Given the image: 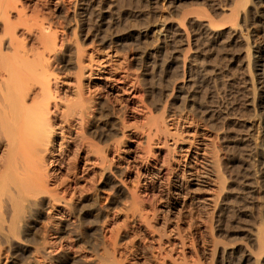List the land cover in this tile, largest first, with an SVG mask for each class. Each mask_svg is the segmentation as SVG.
I'll list each match as a JSON object with an SVG mask.
<instances>
[{
	"label": "rangeland",
	"instance_id": "1",
	"mask_svg": "<svg viewBox=\"0 0 264 264\" xmlns=\"http://www.w3.org/2000/svg\"><path fill=\"white\" fill-rule=\"evenodd\" d=\"M54 5L53 18L66 35L57 58L60 91L75 71L77 45L94 68L83 129L112 160L104 170L96 164L83 170V158L72 151L75 161L70 159L72 173L66 178L76 187L67 196L69 205L52 208L45 197L23 226L28 236L21 227L23 233L2 246V262L95 264L108 250L117 264H264V246L251 238L264 235V80L256 57L260 49L264 57V0H59ZM160 27L165 30L158 32ZM181 28L185 33L179 37ZM106 71L119 80L103 84ZM248 89L259 98L253 109L245 105ZM159 117L184 146L190 144L194 171L201 173L211 157L224 182L202 188L196 203H189L192 195L185 197L184 207L173 208L164 227L165 213L157 209L170 197L168 169L180 170L187 154L175 151L169 166L160 167L158 184L147 188L148 169L164 147L152 145L153 154L144 159V129L154 136ZM92 155L87 157L93 160ZM123 186L136 193L135 205ZM155 209L148 229L141 214L151 216Z\"/></svg>",
	"mask_w": 264,
	"mask_h": 264
},
{
	"label": "bare ground",
	"instance_id": "2",
	"mask_svg": "<svg viewBox=\"0 0 264 264\" xmlns=\"http://www.w3.org/2000/svg\"><path fill=\"white\" fill-rule=\"evenodd\" d=\"M58 1L0 0V264H5L1 259L2 254L5 255V249L2 246L5 243L9 244L8 241L11 240V237H16L18 233L21 234L22 231H19V229L24 225L26 227L28 225L27 222L37 214V211L39 212L40 209L38 208L43 207L44 201L42 200L45 197H47V204L52 208L57 206V204H63L64 208L69 205L68 202L71 200L69 199L68 201L67 196L70 195L69 197L71 198L76 187H71L70 183H68V180H71L69 179L70 176L68 180L66 178L67 172L72 170L70 159H74V157L83 158V165L85 164L83 170L94 164L99 169L104 170L110 159H108L105 147L92 142L93 140H90L91 138L85 135V130L83 129L85 125L83 123H86L84 122L85 118L87 119L90 112L89 103H86V100H89L91 95L87 98L86 94L89 90L90 77L93 75L94 68H91V61L87 59L88 62H86L87 56L79 46H75V71L73 76L71 80L65 79L67 90L61 89L62 91H60L58 85L57 58L65 33H63L61 22L53 18L52 12L54 10L50 9V4H56L57 6ZM207 23L209 26L211 22L207 21ZM176 25L179 27L181 24L177 23ZM181 29L183 30V28ZM164 30L160 27L158 32H163ZM183 33H185L184 30L183 32L178 31L177 36L182 37ZM173 34L172 37L170 36L171 38L173 36L176 37L175 33ZM262 35L264 42V30ZM173 39L175 41V38ZM183 39H180V44H184L186 37ZM263 47L264 45H262ZM260 51L261 49L257 51L258 54L256 55L257 59L260 60L257 64V73L264 80V57L260 55ZM236 55L239 56L240 52L239 54L237 52ZM182 59L181 61L183 62L185 56ZM125 75H121V78L125 77ZM117 80L119 78L106 71L105 75L102 76L101 82L105 84L106 81ZM248 90L245 105L248 109H253L259 103V98L256 99L253 91ZM246 123L251 124L248 119ZM154 126L155 134L159 132L160 136L156 138L154 134L156 141H153L152 137L154 136H151V129L149 130L148 126L144 129L143 158L145 159L149 154H153L152 145L160 146L161 144L164 147V154L158 161L153 157L152 168L148 169L149 178H151L152 182L148 185V189H152L154 184H158L160 167L169 166V160H171L170 158H172L171 156L175 151L184 152L185 156L187 154V160L180 170L168 169L169 178L167 179L168 186L166 189L170 195L169 199L160 208L154 207L158 211L165 213V215L161 214L165 217L163 225L166 224L169 218L168 214L173 208L177 206H179V209L184 207L182 200L185 197L192 195L189 203H196L202 200L200 199L203 193L201 191L203 190L202 188L212 184L214 180L218 181L219 186L224 182L218 172L219 169L217 170L214 159L211 157L205 158L206 161L204 163L206 166L201 173L198 174L194 171L190 159V157H193L190 152V144L184 146V141L177 134L171 132L167 122L162 117L157 118ZM169 139L171 140L170 143ZM117 142L114 147L115 145L117 147ZM72 151L73 154L74 151L80 153L79 156L74 154V157L70 158L72 157L70 156ZM92 153L95 156L93 160H90L87 156H91ZM262 159L264 160V157ZM128 166L127 164L126 168ZM71 173L72 171L69 174L71 175ZM126 175L124 173L123 178H119L121 179V181L119 180L120 183L126 180ZM191 185L194 186L191 187ZM127 191L131 202H133L132 205H135L137 200L136 193L133 190L127 189ZM156 209L152 211L153 215L151 216L146 212L145 215L140 213L143 217L141 220H144L145 225H147V227L145 226L146 228L154 225L150 217H155ZM23 229L25 228L23 227ZM28 232L25 233L27 236ZM263 236V233L259 232L251 237L255 239L256 246L258 245L261 248L264 246ZM111 240L112 242H110L113 243V237ZM178 240L182 244L180 238ZM32 242L36 243L33 240ZM111 250L114 252L116 249L114 250L113 248ZM245 251L242 257L246 259L250 252L248 250ZM108 252L110 251L107 250ZM107 253L106 256L104 252V255L96 256L95 264L118 263L113 254L107 255ZM254 259L259 260L258 257ZM177 264L180 263L178 262Z\"/></svg>",
	"mask_w": 264,
	"mask_h": 264
}]
</instances>
